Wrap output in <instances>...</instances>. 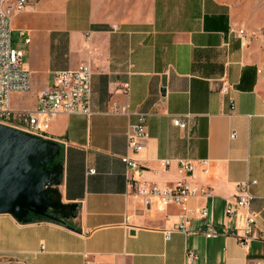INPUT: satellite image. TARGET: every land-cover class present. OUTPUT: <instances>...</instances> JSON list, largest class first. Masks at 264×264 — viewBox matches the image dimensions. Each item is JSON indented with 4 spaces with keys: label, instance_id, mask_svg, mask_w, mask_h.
Returning a JSON list of instances; mask_svg holds the SVG:
<instances>
[{
    "label": "crops",
    "instance_id": "obj_1",
    "mask_svg": "<svg viewBox=\"0 0 264 264\" xmlns=\"http://www.w3.org/2000/svg\"><path fill=\"white\" fill-rule=\"evenodd\" d=\"M239 30L224 0H28L11 18V44L30 88L11 95V112L33 111L55 71L87 64L91 114L37 116L29 134L55 147L40 191L59 222L0 214V264H264V80ZM137 113L146 114V138L137 167L126 169L125 132ZM175 116H186V129L172 125ZM179 160L192 171L178 173ZM127 179L181 182L211 197L144 205ZM245 179L256 181L249 209L260 218L240 246L244 210L226 217L224 207ZM202 206L208 216L195 213L190 235L164 239L183 209ZM206 223L216 237L204 238Z\"/></svg>",
    "mask_w": 264,
    "mask_h": 264
},
{
    "label": "built area",
    "instance_id": "obj_2",
    "mask_svg": "<svg viewBox=\"0 0 264 264\" xmlns=\"http://www.w3.org/2000/svg\"><path fill=\"white\" fill-rule=\"evenodd\" d=\"M28 0H0V124L8 126V122L16 121L27 128L31 134L38 133L37 116L46 119L56 114H74L89 116L91 114L90 99V77L91 69L87 64H81L72 70H58L53 74L52 85L44 92L39 94L36 99L35 108L31 112H17L13 114L10 110V97L12 94H23L29 91V74L23 67L22 51L12 47L11 44V18L22 11ZM240 40H244L243 30L236 33ZM227 90L226 86L222 91ZM116 113H124L125 108L120 107L115 110ZM186 116H175L172 119V125L179 129H186ZM146 114L137 113L136 121L128 125L125 132L127 154L121 158L126 169H134L137 162L133 158L143 148V142L146 138ZM12 127V126H11ZM234 134L230 135L233 138ZM131 154V155H130ZM205 165L206 161H200ZM164 165L169 160H163ZM192 171V165L186 160H179L177 172L184 174ZM128 186L133 193L142 198L144 205L150 202H157L160 206L170 205L183 206L192 198L208 200L211 192L202 187H188L181 182L171 186L159 187L154 184H147L137 180L127 179ZM255 180L245 179L236 184V192L232 201H226L224 214L231 217L235 210H244V236L238 240V244L243 246L246 240L251 238V233L256 227L260 218L259 212L249 209V202L252 199L250 187L255 185ZM197 213L201 219H206L208 211L206 206L199 208L197 212L193 209H183L179 215L176 227L173 230L163 232L164 239L167 240L172 232H179L184 235H190L187 227L190 221ZM218 235L217 229L211 224H205L203 236L206 239L214 238ZM187 259H194L193 252L186 253ZM90 264V263H88Z\"/></svg>",
    "mask_w": 264,
    "mask_h": 264
},
{
    "label": "water",
    "instance_id": "obj_3",
    "mask_svg": "<svg viewBox=\"0 0 264 264\" xmlns=\"http://www.w3.org/2000/svg\"><path fill=\"white\" fill-rule=\"evenodd\" d=\"M52 143L0 124V214H10L18 221L32 213L48 217L44 193L40 191L43 170L29 160L31 153Z\"/></svg>",
    "mask_w": 264,
    "mask_h": 264
},
{
    "label": "rangeland",
    "instance_id": "obj_4",
    "mask_svg": "<svg viewBox=\"0 0 264 264\" xmlns=\"http://www.w3.org/2000/svg\"><path fill=\"white\" fill-rule=\"evenodd\" d=\"M224 1L229 3L234 9L236 17L239 19V23L241 24V29H243V32H245L247 37V41L245 44L246 50L248 51L250 57L259 66L264 80V0ZM8 123V126L14 125L15 127H17L18 125H20L15 120ZM18 127H20L19 129L21 131H24L32 137V135L27 132V128H25L23 125ZM51 147L52 146L48 144L47 146L45 145L38 150H34L29 158L32 164L38 165L43 170L44 174L50 168L52 163H54L52 159L53 155L51 153ZM49 181L50 176L43 175L41 181L42 186H45ZM23 219L24 222H27L38 219V217L32 213H29Z\"/></svg>",
    "mask_w": 264,
    "mask_h": 264
},
{
    "label": "trees",
    "instance_id": "obj_5",
    "mask_svg": "<svg viewBox=\"0 0 264 264\" xmlns=\"http://www.w3.org/2000/svg\"><path fill=\"white\" fill-rule=\"evenodd\" d=\"M41 219H43V220H50V221H57V222H59V220L58 219H53V218H49V217H44V218H41Z\"/></svg>",
    "mask_w": 264,
    "mask_h": 264
}]
</instances>
